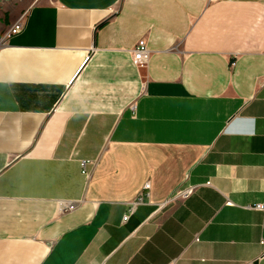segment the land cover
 I'll list each match as a JSON object with an SVG mask.
<instances>
[{
    "label": "crops",
    "instance_id": "crops-1",
    "mask_svg": "<svg viewBox=\"0 0 264 264\" xmlns=\"http://www.w3.org/2000/svg\"><path fill=\"white\" fill-rule=\"evenodd\" d=\"M24 10L0 47V264H264V0H0V36Z\"/></svg>",
    "mask_w": 264,
    "mask_h": 264
},
{
    "label": "built area",
    "instance_id": "built-area-1",
    "mask_svg": "<svg viewBox=\"0 0 264 264\" xmlns=\"http://www.w3.org/2000/svg\"><path fill=\"white\" fill-rule=\"evenodd\" d=\"M26 18V11L20 14L19 18L7 27L5 32L0 36V47L7 45L11 36L18 34L24 27V21ZM149 52L146 48V44L144 39H139L135 46L130 50V56L132 63L137 68H143L147 62ZM133 108L134 106L131 105ZM90 162L87 160H81L79 162L81 173L85 176H88L87 165ZM147 188V184H145L144 189ZM193 187H185L177 189L174 194L171 196L170 200H182L186 198L189 194L192 193ZM142 197L141 195L137 198L136 201L131 203L130 208L128 209V213H126L122 220L126 221L130 214L133 212L135 206L141 203ZM80 202H68V201H59L57 202L58 211L60 212H70L75 210L79 206ZM252 208L260 211H264V204L258 203L252 206Z\"/></svg>",
    "mask_w": 264,
    "mask_h": 264
},
{
    "label": "rangeland",
    "instance_id": "rangeland-1",
    "mask_svg": "<svg viewBox=\"0 0 264 264\" xmlns=\"http://www.w3.org/2000/svg\"><path fill=\"white\" fill-rule=\"evenodd\" d=\"M46 1H48V0H46ZM24 11H25V10H24ZM24 11H22V13H23ZM22 13H21V14H22Z\"/></svg>",
    "mask_w": 264,
    "mask_h": 264
}]
</instances>
